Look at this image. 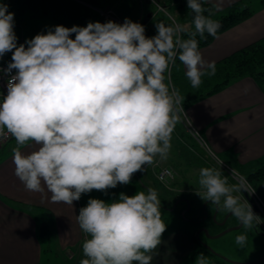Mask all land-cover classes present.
Here are the masks:
<instances>
[{
    "label": "clouds",
    "instance_id": "1",
    "mask_svg": "<svg viewBox=\"0 0 264 264\" xmlns=\"http://www.w3.org/2000/svg\"><path fill=\"white\" fill-rule=\"evenodd\" d=\"M187 6L194 31L173 20L156 23L157 34L147 37L142 24L125 18L122 24L56 25L18 44L15 14L0 3V58L12 53L0 68L7 77L0 136L15 139V175L26 190L46 188L52 202L72 207L82 194L128 185L156 157L167 159L180 103L170 66L179 60L193 88L216 73L215 62L202 57L197 37L215 36L221 25L202 0H187ZM186 32L189 38L183 39ZM29 141L38 147L25 153ZM231 175L238 176L234 170ZM198 183L197 194L218 208L223 202L242 228L259 230L264 223L241 202L242 190L249 192L243 178L229 185L221 168L204 167ZM161 217L153 188L133 196L120 193L112 202L90 198L77 215L89 237L80 264H151L150 253L166 230ZM246 240V234L236 237L241 246ZM198 264H207L203 253Z\"/></svg>",
    "mask_w": 264,
    "mask_h": 264
},
{
    "label": "crops",
    "instance_id": "2",
    "mask_svg": "<svg viewBox=\"0 0 264 264\" xmlns=\"http://www.w3.org/2000/svg\"><path fill=\"white\" fill-rule=\"evenodd\" d=\"M211 1L220 10L226 7L218 4L217 0ZM228 1L231 5L239 0ZM103 9L113 11L116 23L122 24L128 18L142 24L147 37L157 34L151 22L152 17L143 8V11H139L137 0H127L121 9L114 10L111 4L107 8L102 6ZM183 26L188 28L189 25ZM263 36L264 8L199 51L205 61L217 62ZM186 118L193 131L200 135L217 158L233 161L242 167L264 157V93L253 79L244 78L222 92L194 104L186 111ZM37 147L30 141L22 151L29 153ZM12 157L11 152L0 163V264H80L86 258L82 244L89 237L79 228V210L87 205L90 198L105 202L117 199L115 188L108 189L106 193L92 190L82 194L81 199L74 201L72 207L54 203L46 188L42 192L25 189L15 175ZM197 167L198 172H191V176L186 172V177H179L183 185L186 183V191L196 195L197 210L200 204L206 203L204 211L210 217L216 212V205L197 194L202 193L198 181L200 169L205 166L197 164ZM186 169H191L189 163ZM178 202L188 204L185 199ZM42 218H45L49 227L45 234L40 230V223L45 221ZM196 246L197 242L189 232L182 235V238L167 237L150 253L151 264H183L185 257L192 254Z\"/></svg>",
    "mask_w": 264,
    "mask_h": 264
},
{
    "label": "trees",
    "instance_id": "3",
    "mask_svg": "<svg viewBox=\"0 0 264 264\" xmlns=\"http://www.w3.org/2000/svg\"><path fill=\"white\" fill-rule=\"evenodd\" d=\"M0 3L8 4V11L15 14V27H17L16 21L21 20L25 14L48 17L56 21L57 25H63L69 28L74 25L83 27L89 22H107L100 13L102 10L101 0H0ZM202 3L204 8L210 10L211 19L218 21L221 27L215 36L206 33V39L201 40L197 37L199 41V50L211 45L218 36L252 18L255 14L252 7L248 5V2L245 0L236 1L223 10H220L211 0H202ZM262 3L264 4V0H262ZM142 5L146 14L152 17L151 22L154 25L153 28L155 31L156 23L164 22L167 25L171 24L173 20L180 25L188 24L189 26L187 29L189 31H194V25L192 24L194 14L188 8L187 0H143ZM262 8H264V5ZM205 15H208V12H205ZM74 35L75 34H73V38ZM182 38H189L187 32L183 34ZM22 43L23 41L18 42V44ZM215 65V75L203 76L202 83L198 88H193L191 86L190 81L185 75L184 65L179 60H177L174 65L170 66L171 85L179 93L180 97V103L176 106L179 109L178 122L171 134V147L178 152L180 162L184 165L197 162L206 167V164L200 160V156L202 154L205 155V151L201 147L199 148L200 145L194 140L192 134L186 132L180 120L183 116L182 113H186L194 104L222 92L230 85L244 78L253 79L264 93V36L215 62ZM165 75L167 77V73ZM15 146L16 143L14 138L4 144L0 149V163L6 159ZM189 156L193 157L192 160ZM219 159L222 160L224 164L226 163L230 166V168H233L232 170L243 174L252 188H254L264 200V157L242 167H238L233 161L227 162L221 157ZM143 167H145L148 174L155 179L151 165H145ZM175 170L178 174L180 173L179 175L186 177L185 170L181 168ZM134 175L144 187L152 188L137 172L134 173ZM155 181L157 185L154 184L153 186L164 191L161 192L163 195L174 193L178 198L177 200H187V203L191 206L189 209L190 212L197 211V201L194 193L188 190L183 192L175 190L168 191L166 188L162 187L156 179ZM179 184L186 188V184L184 183L183 185L180 179L176 180L174 187ZM177 200H175L174 203H176ZM166 202L167 197L164 196L161 206H165ZM43 220H45V218H42V221ZM48 228L46 220L40 223L42 234L48 233ZM200 244L203 246L202 243ZM203 254L216 256V254L205 247ZM215 263L229 264L219 258Z\"/></svg>",
    "mask_w": 264,
    "mask_h": 264
},
{
    "label": "rangeland",
    "instance_id": "4",
    "mask_svg": "<svg viewBox=\"0 0 264 264\" xmlns=\"http://www.w3.org/2000/svg\"><path fill=\"white\" fill-rule=\"evenodd\" d=\"M135 1V0H131ZM218 4H224L227 8L229 6L228 0H217ZM248 2V5H250L255 13H258L262 7L263 3L262 0H245ZM127 3V0H121L117 3V0H102L101 6L107 8L109 4L112 5L114 10L120 8ZM228 6H227V5ZM137 5L139 11H143V5L142 0H137ZM224 8V9H225ZM144 9V8H143ZM223 10V9H222ZM101 11H107L112 16V21L116 22L115 15L113 11L109 9H103ZM135 13V10L133 11ZM111 20V19H110ZM17 27H14V31L18 37V42L23 41L25 42L26 39H31L35 35L44 32L46 33L49 28H54V26L57 25V22L52 20L51 18L44 17V16H35L32 14H25L21 20H17ZM182 117L180 118L182 124L184 125V128L187 133H191L194 140L199 143V148L201 147L205 151V155L200 156V160L206 164L207 167H213L220 169L223 172V175L228 177V183L229 185L236 184L240 178H243V181L246 182V185L249 189L248 191L242 190L241 196V202L243 203L245 200L251 205L252 210L255 214L260 216L262 220H264V200L261 197L260 194H258L254 188L249 184L246 177L243 176V174H238L237 177H233L231 175V169L230 166H228L226 163L221 164L212 154L209 152L204 146L200 143L198 135L194 133L193 129L190 127L187 118L186 113H182ZM194 133V134H193ZM14 146V145H13ZM198 147V146H196ZM172 149V150H171ZM189 158L192 160L193 157L189 156ZM157 162V163H156ZM197 162L190 163L191 169H186L187 165H184L182 162H180L178 152L173 150V148H170L168 157L166 160H160L159 157H156L155 162L151 165L154 173V177L156 179V173L158 170H160L163 167H171L172 169H183L185 172H187L188 176H191L190 173L192 172H198ZM194 166V167H193ZM228 167V168H227ZM145 168V167H144ZM176 171V170H175ZM177 172V171H176ZM141 177L144 179L146 183H148L153 189L158 190V199L163 200L164 196L167 197V202L165 203V206H161V213H162V221L166 225V230L161 236V240L167 238V237H180L182 238V235L189 232L193 235L195 241L197 242V246L192 254H190L188 257H185L183 260V264H198L199 255L203 253L204 247L208 248L210 251H212L216 256H208L203 254L204 258L206 259L207 264H212L213 262H216L217 259H221V257H225L226 259H229L231 261L238 262L240 264H250L255 261L262 260L259 264H264V223L260 224L258 226L259 230H256L255 228L252 229H245L242 228L240 225V222L238 219L230 214L228 211L224 210L222 207L221 202V210L219 208L217 220H214V215L210 217L205 218L204 211V204L203 208L200 204V207L196 212H190L188 210L189 205L186 204V202H178L177 196L174 193H168L167 195H163L164 192L162 190L157 189L153 185H157L154 178H152L147 170L143 172H137ZM178 174V172H177ZM180 174V173H179ZM177 175L175 180L168 184H161L162 187L166 188L168 191H185V186L175 185L174 183L176 180H181L179 176ZM157 180V179H156ZM182 182V181H181ZM186 184V183H185ZM171 185V188L169 186ZM200 187V186H198ZM146 187H144L138 179L133 174L131 178V182L128 185H118L114 192L116 194V197H119L120 193H125L128 196L135 195L138 191H146ZM233 195H240L239 193H233ZM250 198L252 201L250 202L248 198ZM181 199V198H180ZM177 200L176 203L174 201ZM252 202L257 206V209L252 205ZM168 203V204H167ZM230 215V216H229ZM224 219H227L225 225H221V223L224 221ZM199 221V222H198ZM202 222L203 226H207L209 229V234L204 233L199 229V224ZM229 230L226 234H224L221 237H217L220 233ZM201 231V232H200ZM247 235L246 243L241 246L236 243V237L238 235ZM199 241V243H198ZM202 242L204 247L200 244ZM195 252V253H194Z\"/></svg>",
    "mask_w": 264,
    "mask_h": 264
},
{
    "label": "built area",
    "instance_id": "5",
    "mask_svg": "<svg viewBox=\"0 0 264 264\" xmlns=\"http://www.w3.org/2000/svg\"><path fill=\"white\" fill-rule=\"evenodd\" d=\"M101 15L104 17V19H106L107 21H109L111 19L112 21V16L110 15L109 12L107 11H100ZM11 56L12 53L9 52L7 54H5L2 58H0V68H5L7 66V64L11 61ZM15 71V70H13ZM7 94V77L6 76H2L0 75V99L3 98L4 95ZM196 133V132H194ZM193 133V134H194ZM196 135H198V133H196ZM199 137V141L200 143L204 146V148H206L209 152H211V154L221 163L224 164L219 158H217V156L209 149L207 143L200 137V135H198ZM13 137H11L10 135L7 137H2L0 136V149L4 146L5 143H7L9 140H11ZM228 168V167H227ZM171 172L172 175H168V173ZM177 172L172 169L171 167H163L160 170H158V172L156 173V179L158 182H160L161 184H170L171 182H173L177 176ZM172 184V183H171ZM169 188H171V185L169 186ZM212 264H217V263H212Z\"/></svg>",
    "mask_w": 264,
    "mask_h": 264
},
{
    "label": "water",
    "instance_id": "6",
    "mask_svg": "<svg viewBox=\"0 0 264 264\" xmlns=\"http://www.w3.org/2000/svg\"><path fill=\"white\" fill-rule=\"evenodd\" d=\"M147 166V165H146ZM248 198V197H247ZM248 200L251 202L252 200L250 199V198H248ZM189 205V208H188V210L190 209V204H188ZM252 205H254V207L257 209V206L252 202ZM205 206V205H204ZM256 211H258V209L256 210ZM218 212H219V208L217 207V205H216V213H215V215H214V220L216 221L217 220V214H218ZM230 216V215H229ZM206 217H208V214L207 213H205V218ZM226 221H227V219H224V221L221 223V225H225L226 224ZM199 222V221H198ZM201 223V222H200ZM199 223V224H200ZM201 231H203L204 233H206V234H209V229L208 228H206V227H203L202 229H201ZM200 231V232H201ZM227 232H229V230H227V231H224V232H222V233H220L217 237H221V236H223L224 234H226ZM202 243V242H201ZM203 246H205V245H203ZM221 259L222 260H224L225 262H227V263H229V264H240V263H238V262H235V261H231V260H229V259H226L225 257H221ZM262 260H259V261H256V262H254V263H250V264H259L260 262H261Z\"/></svg>",
    "mask_w": 264,
    "mask_h": 264
},
{
    "label": "flooded vegetation",
    "instance_id": "7",
    "mask_svg": "<svg viewBox=\"0 0 264 264\" xmlns=\"http://www.w3.org/2000/svg\"><path fill=\"white\" fill-rule=\"evenodd\" d=\"M204 226H202L201 224H200V226L198 227L199 229H201V228H203Z\"/></svg>",
    "mask_w": 264,
    "mask_h": 264
}]
</instances>
